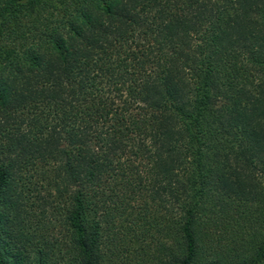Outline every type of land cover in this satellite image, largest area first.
I'll list each match as a JSON object with an SVG mask.
<instances>
[{"label":"trees","instance_id":"1","mask_svg":"<svg viewBox=\"0 0 264 264\" xmlns=\"http://www.w3.org/2000/svg\"><path fill=\"white\" fill-rule=\"evenodd\" d=\"M0 264H264V0H0Z\"/></svg>","mask_w":264,"mask_h":264},{"label":"rangeland","instance_id":"2","mask_svg":"<svg viewBox=\"0 0 264 264\" xmlns=\"http://www.w3.org/2000/svg\"><path fill=\"white\" fill-rule=\"evenodd\" d=\"M45 193L46 192L44 191V189L41 186H37L36 188L31 189V195L33 198L32 200L37 201V202H35L34 208L38 205V202H39V204L44 203L46 210H47L46 213L50 214V217H51V208L47 203V202H49V198H48L47 194H45ZM46 197H47V199H46ZM43 198L46 199L45 202L43 201ZM42 208L43 207H41V210H43ZM36 209H38V208H36ZM38 210H40V209H38ZM52 219H53V217H52ZM52 225H55V227H56L55 236L59 235V237H60V234H58V232L60 231L59 230V224L55 220H53Z\"/></svg>","mask_w":264,"mask_h":264}]
</instances>
